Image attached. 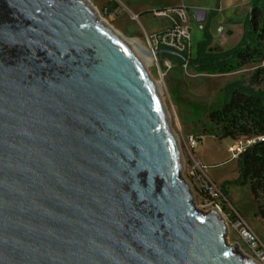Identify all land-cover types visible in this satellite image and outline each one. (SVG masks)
Here are the masks:
<instances>
[{
	"label": "water",
	"instance_id": "water-1",
	"mask_svg": "<svg viewBox=\"0 0 264 264\" xmlns=\"http://www.w3.org/2000/svg\"><path fill=\"white\" fill-rule=\"evenodd\" d=\"M228 234L196 206L156 82L92 4L0 0V264H258Z\"/></svg>",
	"mask_w": 264,
	"mask_h": 264
},
{
	"label": "rangeland",
	"instance_id": "rangeland-1",
	"mask_svg": "<svg viewBox=\"0 0 264 264\" xmlns=\"http://www.w3.org/2000/svg\"><path fill=\"white\" fill-rule=\"evenodd\" d=\"M98 12L100 18L107 21L121 36L135 40L139 50L148 48V38L165 28L164 20L153 16V11L185 5L201 9L209 13L216 11L215 4L208 5L211 0H88ZM115 1L118 7L112 8L110 2ZM240 3L236 8L216 11L209 23V33L213 38L211 46L217 50H230L240 42L244 24L251 12V0H224V6ZM207 21V24H208ZM207 26V25H206ZM225 27L224 34L218 35L217 29ZM206 28V27H205ZM202 34V33H201ZM201 34L199 35L201 37ZM198 36V38H199ZM196 39V42L198 40ZM197 45V44H196ZM197 48L192 54L190 67L186 70L173 60V68L165 73V67L159 59V67L151 59L146 65L147 70L156 82L166 104L172 128L181 145L184 158V174L190 182L199 209L209 210L212 206L199 196L200 182L194 180L187 173V156L184 140L188 136L208 137L207 112L222 106L226 97L228 84L237 83L264 93V60L249 62L242 68L229 73L209 74L201 73L193 65ZM142 55V54H141ZM142 58L145 59L144 55ZM247 139L236 140L209 136L201 145L197 154L209 166L208 177L214 181L223 192V184H227L228 196H221L220 202L224 219L228 224L229 245H238V249L245 255H251L248 244L242 239L239 228L250 229L264 245V218L257 214V205L253 200L249 186L238 185L239 172L237 159H231L229 147ZM224 194V193H223Z\"/></svg>",
	"mask_w": 264,
	"mask_h": 264
},
{
	"label": "trees",
	"instance_id": "trees-1",
	"mask_svg": "<svg viewBox=\"0 0 264 264\" xmlns=\"http://www.w3.org/2000/svg\"><path fill=\"white\" fill-rule=\"evenodd\" d=\"M220 1L216 11L220 8ZM109 6L116 8L118 4L112 1ZM216 11L211 13L203 40L197 46L193 61L197 70L209 74L229 73L249 62L264 60V0H251V12L244 24L243 36L237 46L226 51L210 48L213 38L209 23ZM160 58H176L178 64L182 63V58L172 53H162ZM207 119L209 136L257 140L247 145L237 159V184L249 186L257 205L256 213L264 218V93L237 83L228 84L224 103L209 110ZM226 185H222L225 197L228 196Z\"/></svg>",
	"mask_w": 264,
	"mask_h": 264
},
{
	"label": "built area",
	"instance_id": "built-area-1",
	"mask_svg": "<svg viewBox=\"0 0 264 264\" xmlns=\"http://www.w3.org/2000/svg\"><path fill=\"white\" fill-rule=\"evenodd\" d=\"M153 16L157 19H162L167 22V26L162 31L152 35L148 38V48L146 50L153 53L152 60L159 67V59L161 54H156L157 51L163 49L173 52L182 58V67L185 70L190 67V60L195 51L194 31L195 25L203 29V21L206 19L207 12L190 8L185 5H176L171 7L160 8L154 10ZM224 28L218 29L223 32ZM165 73L173 68V60L170 58L161 59ZM204 136H188L184 140V147L187 156V173L194 180L200 182L199 196L204 199L206 203L222 212L220 198L225 195L218 187V185L208 177L209 166L205 164L196 154V149L203 142ZM255 140H247L245 144L239 142L229 147L231 159L239 158L240 153ZM203 209V208H202ZM205 210V209H204ZM239 233L242 239L248 244L251 252V257L256 260L258 264H264V245L258 237L248 228H239Z\"/></svg>",
	"mask_w": 264,
	"mask_h": 264
},
{
	"label": "crops",
	"instance_id": "crops-1",
	"mask_svg": "<svg viewBox=\"0 0 264 264\" xmlns=\"http://www.w3.org/2000/svg\"><path fill=\"white\" fill-rule=\"evenodd\" d=\"M212 1V3L211 2H209V4L208 5H212V4H215V7L217 6V3H218V0H211ZM240 5V3H236V4H233V5H230V6H228V7H225L224 6V0H221L220 1V10L221 11H227V10H230V9H233V8H236L237 6H239ZM173 6V5H172ZM175 6V5H174ZM190 8H193V7H190ZM201 10V9H200ZM219 11V10H218ZM216 15H218V14H216ZM208 17H209V13L207 14V16H206V19L203 21V24H204V28L203 29H200V28H198V26H197V24L195 25V31H194V44H195V48H197V46H198V43L200 42V41H202L203 40V37H204V30H205V27H206V25H207V21H208ZM214 18V17H213ZM212 18V19H213ZM212 21V20H211ZM164 23H165V25L167 26V22L166 21H164ZM166 26H165V28H166ZM221 27H223L224 28V30H223V32H219L218 31V29L219 28H221ZM164 28V29H165ZM218 29H217V31H218V35H222V34H224V31H225V27L224 26H220ZM163 30V29H162ZM161 30V31H162ZM202 33V34H201ZM201 34V37L199 36ZM198 36H199V38H198ZM198 38V40H197V42H196V39ZM213 43V42H212ZM197 44V45H196ZM212 45V44H211ZM216 48V47H214V46H210V48ZM234 48V47H233ZM221 51H223V50H221ZM224 51H226V50H224ZM209 137V136H208ZM208 137H204V139H203V142L200 144V146L201 145H203V143L205 142V140L208 138ZM199 146V147H200ZM198 147V148H199ZM198 148L196 149V154H197V150H198ZM197 156L199 157V155L197 154ZM200 158V157H199ZM201 159V158H200ZM202 160V159H201ZM203 161V160H202ZM204 162V161H203Z\"/></svg>",
	"mask_w": 264,
	"mask_h": 264
},
{
	"label": "bare ground",
	"instance_id": "bare-ground-1",
	"mask_svg": "<svg viewBox=\"0 0 264 264\" xmlns=\"http://www.w3.org/2000/svg\"><path fill=\"white\" fill-rule=\"evenodd\" d=\"M96 11V9H95ZM96 14L98 15L99 19L104 22L105 24H107L109 27H111V25L107 22V21H104L100 18L98 12L96 11ZM112 28V27H111ZM113 29V28H112ZM114 30V29H113ZM123 40L124 42L132 49V51L138 56V58L142 61V63L144 64V66L146 67V65L151 61V57H146L144 55V52L145 51H148V50H142L140 51L139 50V47L140 45L135 41V40H129V39H126L124 38L123 36H121L116 30H114ZM144 55L145 59L142 58V55ZM184 157V156H183Z\"/></svg>",
	"mask_w": 264,
	"mask_h": 264
}]
</instances>
